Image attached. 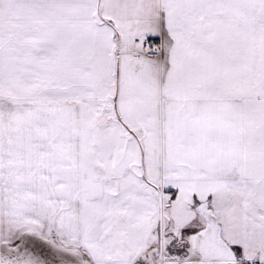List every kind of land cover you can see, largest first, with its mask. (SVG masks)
Segmentation results:
<instances>
[{
  "label": "snow or ice",
  "instance_id": "1",
  "mask_svg": "<svg viewBox=\"0 0 264 264\" xmlns=\"http://www.w3.org/2000/svg\"><path fill=\"white\" fill-rule=\"evenodd\" d=\"M0 264H264V0H0Z\"/></svg>",
  "mask_w": 264,
  "mask_h": 264
}]
</instances>
